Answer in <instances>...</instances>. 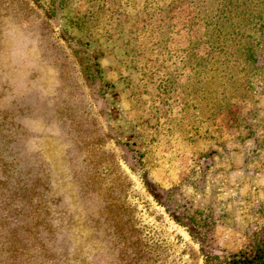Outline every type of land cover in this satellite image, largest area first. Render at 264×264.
I'll return each instance as SVG.
<instances>
[{
    "label": "rangeland",
    "instance_id": "obj_1",
    "mask_svg": "<svg viewBox=\"0 0 264 264\" xmlns=\"http://www.w3.org/2000/svg\"><path fill=\"white\" fill-rule=\"evenodd\" d=\"M208 25L0 0V264H204L264 239V83L227 115Z\"/></svg>",
    "mask_w": 264,
    "mask_h": 264
},
{
    "label": "trees",
    "instance_id": "obj_2",
    "mask_svg": "<svg viewBox=\"0 0 264 264\" xmlns=\"http://www.w3.org/2000/svg\"><path fill=\"white\" fill-rule=\"evenodd\" d=\"M180 6L192 8L209 24L207 63L214 71L217 98L229 111L228 95L240 97V90L254 89L255 81L264 83V0H148V9L160 16ZM232 85L237 88L227 90ZM219 260L216 255L204 264H264V239Z\"/></svg>",
    "mask_w": 264,
    "mask_h": 264
}]
</instances>
